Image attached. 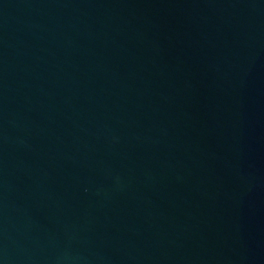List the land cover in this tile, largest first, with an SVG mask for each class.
Returning a JSON list of instances; mask_svg holds the SVG:
<instances>
[{
    "label": "water",
    "instance_id": "obj_1",
    "mask_svg": "<svg viewBox=\"0 0 264 264\" xmlns=\"http://www.w3.org/2000/svg\"><path fill=\"white\" fill-rule=\"evenodd\" d=\"M0 264H264V0H0Z\"/></svg>",
    "mask_w": 264,
    "mask_h": 264
}]
</instances>
